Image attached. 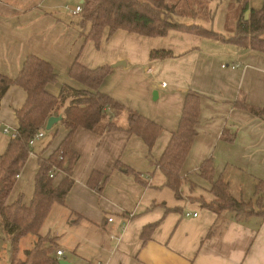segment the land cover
<instances>
[{
    "label": "crops",
    "instance_id": "1",
    "mask_svg": "<svg viewBox=\"0 0 264 264\" xmlns=\"http://www.w3.org/2000/svg\"><path fill=\"white\" fill-rule=\"evenodd\" d=\"M70 1L0 0L1 75L16 80L25 60L36 56L54 67L58 80L49 84L47 91L59 97L63 86L86 89L69 75L75 62L91 70L110 67L100 92L126 108L113 119L118 131H75L71 148L79 160L73 169L74 185L63 205H53L40 235L56 238L70 264H264V217H236L228 212L217 215L178 201L165 187V177L157 168L179 128L186 97L192 93L200 98V115L182 176L209 194L212 185L200 177L199 170L212 159L214 180L228 183L235 199L260 197L264 188V52L236 45L231 39L241 18L248 20L252 10L262 8L239 0L238 16L224 29L214 30L200 23L212 0H166L168 5L177 6V22L199 26L218 37L185 31L147 37L123 30L109 36L106 30L97 47L82 36L80 16L68 12L69 6L63 8ZM245 6L249 10L243 14ZM60 11L66 15H59ZM155 51L172 55L152 59ZM118 63L125 66L113 68ZM26 101V91L17 85L10 86L1 101L0 154L19 128L17 111ZM248 108L260 110L261 116ZM129 111L162 127L152 151L142 139L126 132ZM5 128L10 134L4 133ZM67 135L60 122L33 147L8 204L20 195L26 205L31 204L39 156L48 159ZM94 173L99 175L91 187L89 180ZM64 178L65 174H58L55 184ZM249 190L254 196L250 200L245 195ZM184 193L192 195L189 187ZM187 212L199 216L186 218ZM147 227L153 229L144 241ZM0 241L10 244L1 232ZM3 244L0 264H10L9 247ZM26 251L23 258L19 253L21 260Z\"/></svg>",
    "mask_w": 264,
    "mask_h": 264
},
{
    "label": "trees",
    "instance_id": "2",
    "mask_svg": "<svg viewBox=\"0 0 264 264\" xmlns=\"http://www.w3.org/2000/svg\"><path fill=\"white\" fill-rule=\"evenodd\" d=\"M81 1H83L81 4L83 12L79 21L81 34L86 41L94 42L97 47L106 30L109 31V36L123 30L147 37H164L170 31L218 37L199 26L177 22L176 8L168 5L166 0ZM248 10L249 7L245 6L243 14ZM248 18L245 20L242 17L238 22L231 42L239 46L250 45L252 49L264 52V7L261 10H252ZM171 55V52L155 51L151 54V58L165 59ZM110 73V67L91 70L75 62L69 75L86 89L79 91L63 86L59 97L47 91V86L58 80L54 67L36 56L31 55L25 60L16 80L8 79L0 74V105L12 85L22 87L27 93L26 104L17 111L19 121L17 137L12 139L7 150L0 154V232L10 242V264H60V260L55 255L58 249L56 238L42 237L40 231L53 205H63L74 185L73 169L79 160V155L71 148L75 131L78 128L95 133L101 130L108 133L119 130L113 119L125 112L126 108L100 92L101 86ZM248 110L256 116L262 114L255 108H248ZM56 114L62 116L61 123L68 130L67 137L48 159H42L39 156V171L31 204L26 205L22 195L15 203L8 204V198L15 188L17 178L33 153V148L29 147V141L39 131L48 133L47 123ZM199 115L200 98L189 93L185 100L179 128L172 134L166 150L157 162L158 170L165 177V187L173 191L178 201L184 199L185 187H189L191 194L198 189L196 184L182 176V169L197 137L196 126L199 123ZM128 116L126 132L130 136L142 139L152 151L163 132L162 127L133 111H129ZM51 172L55 173V178L50 177ZM61 173L65 174V178L56 185L55 179ZM199 173L202 179L212 185L209 195L213 199L210 202L201 201L202 208L217 215H222L224 212L236 217L247 214L243 209L246 204L231 195L229 184L222 179L214 180L212 159L206 160L201 165ZM98 175L94 173L91 176L89 186H95ZM261 191H259L258 202L264 201V188ZM152 229L153 227H147L144 230V241L150 237ZM30 235L37 240L34 247L25 252V259L21 260L19 258L21 240Z\"/></svg>",
    "mask_w": 264,
    "mask_h": 264
},
{
    "label": "rangeland",
    "instance_id": "3",
    "mask_svg": "<svg viewBox=\"0 0 264 264\" xmlns=\"http://www.w3.org/2000/svg\"><path fill=\"white\" fill-rule=\"evenodd\" d=\"M193 1V0H191ZM244 2V0H242ZM253 6V8L261 9L264 7V0H248ZM177 0H174L172 3H176ZM78 0H71L67 4L63 6V8H66V6H69V8L77 7ZM171 3V4H172ZM239 0H212L210 2V5L208 6V12L204 13V15L201 16L200 23L203 25L213 28L214 30H222L224 29L228 23L232 21V19H235V16H238L239 12L237 8L239 7ZM172 7H175L173 5H170ZM177 7V6H176ZM175 7V8H176ZM177 12V10H176ZM65 13V12H63ZM61 11L58 12L59 15H66L63 14ZM179 14V12H177ZM176 13V14H177ZM206 16L207 19H204ZM71 18V17H70ZM81 18V17H80ZM72 19H75L76 21L78 18L72 17ZM68 104V103H67ZM48 133H51L48 132ZM246 198L248 200L254 198L253 192L249 190L245 193ZM213 197L209 195L207 192L196 190L195 193H192V195H184L183 201L188 204L201 206V201H212ZM246 206H244V211L248 215H257L264 217V201L258 202V197L254 198L251 201L242 200ZM54 239V238H52ZM35 241V238L33 236H27L25 237L21 243H20V258L24 257V251L31 250L33 248V242ZM1 245H4L3 243H7V247H9L8 251L10 252V244L6 241H0ZM73 258V257H72Z\"/></svg>",
    "mask_w": 264,
    "mask_h": 264
},
{
    "label": "built area",
    "instance_id": "4",
    "mask_svg": "<svg viewBox=\"0 0 264 264\" xmlns=\"http://www.w3.org/2000/svg\"><path fill=\"white\" fill-rule=\"evenodd\" d=\"M68 12H70L73 16H80L81 15V13L83 12V8H82V6L81 5H78L77 7H75V8H69L68 7ZM238 66H232V69H236ZM223 68H226V66H223ZM152 73V70H149V74H151ZM162 87H166V84H163V86ZM4 133L5 134H10V129L9 128H5L4 129ZM12 134V133H11ZM12 138L14 139V138H16L17 137V133L16 132H14L12 135ZM45 136H46V132L45 131H39L38 133H36L33 137H32V139L29 141V147H31V148H33V147H35V145L38 143V142H40V141H42L44 138H45ZM62 159V158H61ZM50 177L51 178H55V173L54 172H51L50 173ZM263 196H264V194H263ZM199 216V214L198 213H193V212H187V213H185V217L186 218H189V217H194V218H196V217H198ZM109 222H113V219H109ZM55 255H56V257L59 259V260H63L64 258H65V252L62 250V249H57L56 250V252H55Z\"/></svg>",
    "mask_w": 264,
    "mask_h": 264
},
{
    "label": "water",
    "instance_id": "5",
    "mask_svg": "<svg viewBox=\"0 0 264 264\" xmlns=\"http://www.w3.org/2000/svg\"><path fill=\"white\" fill-rule=\"evenodd\" d=\"M81 4H83V1H81ZM249 15V12L246 14V16ZM120 66H125V63H118L117 65H115L113 68H117ZM154 100H157L158 98V93L155 92L154 93ZM62 121V116H59L58 114L54 115L53 117H51L47 123L46 126V131L50 132L52 131V129L54 128L55 125H57L58 123H60ZM60 264H70L69 262H67L65 259L60 260Z\"/></svg>",
    "mask_w": 264,
    "mask_h": 264
}]
</instances>
